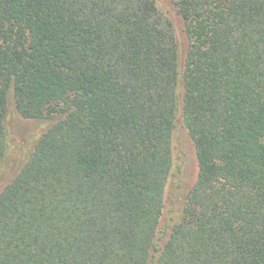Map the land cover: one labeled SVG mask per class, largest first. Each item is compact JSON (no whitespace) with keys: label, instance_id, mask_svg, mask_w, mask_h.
I'll list each match as a JSON object with an SVG mask.
<instances>
[{"label":"trees","instance_id":"trees-1","mask_svg":"<svg viewBox=\"0 0 264 264\" xmlns=\"http://www.w3.org/2000/svg\"><path fill=\"white\" fill-rule=\"evenodd\" d=\"M5 174L0 264H264V0H0Z\"/></svg>","mask_w":264,"mask_h":264},{"label":"rangeland","instance_id":"rangeland-1","mask_svg":"<svg viewBox=\"0 0 264 264\" xmlns=\"http://www.w3.org/2000/svg\"><path fill=\"white\" fill-rule=\"evenodd\" d=\"M20 126L21 127L17 130V135H16L17 136L16 138L18 141H20V143H22L21 141L26 140L27 137H30L33 134H35L40 127L38 125H34L33 123L22 122V121H20ZM173 153H174L173 174H175L174 175L175 177L170 180L171 182L167 190V199L171 197V200L175 199L174 197L175 190L171 187L173 181L174 182L180 181L181 184L183 183L182 186H189L193 184L197 174L196 161H195L192 143L188 138L187 133L185 132L184 129L179 128L174 136ZM182 169L183 172H179ZM5 176L6 174L0 178V184L2 183V180L5 178ZM171 206L173 209L177 208L175 204L169 205L168 203V207Z\"/></svg>","mask_w":264,"mask_h":264}]
</instances>
